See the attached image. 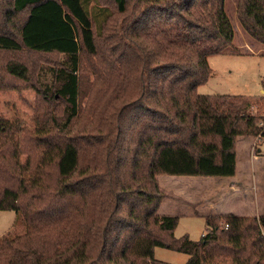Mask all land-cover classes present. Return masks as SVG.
I'll return each mask as SVG.
<instances>
[{
  "label": "trees",
  "instance_id": "trees-1",
  "mask_svg": "<svg viewBox=\"0 0 264 264\" xmlns=\"http://www.w3.org/2000/svg\"><path fill=\"white\" fill-rule=\"evenodd\" d=\"M225 1L9 0L0 54L15 55L0 63V91L14 78L38 98L32 129L0 116V210L22 226L0 237V264H171L156 247L186 264H264V215L209 214L192 240L159 213L171 196L159 175L233 177L236 139H264L253 110L264 95L198 92L209 56L234 40ZM237 16L264 45V0H240ZM39 147L44 180L17 208L19 155Z\"/></svg>",
  "mask_w": 264,
  "mask_h": 264
},
{
  "label": "rangeland",
  "instance_id": "rangeland-1",
  "mask_svg": "<svg viewBox=\"0 0 264 264\" xmlns=\"http://www.w3.org/2000/svg\"><path fill=\"white\" fill-rule=\"evenodd\" d=\"M239 1H225V9L235 31L234 40L232 45L223 53L209 56L208 62L211 68V75L209 80L198 88L200 94L247 95L256 97L264 95V45L253 39L241 27L237 16ZM99 3L107 5L112 9L116 7L114 0H99ZM91 4L93 6L96 5L95 2ZM9 8V0H0V27L2 29H12V17H10ZM18 19L21 21V17H18ZM13 21L16 24L19 22L15 19ZM14 55L9 53L0 54V63L9 60ZM19 55L28 63L47 64V66L52 65L60 59V55L56 53L35 54L23 52ZM11 81L13 82L8 88L0 91V116L11 122H15L18 119L21 121L22 126L32 129L35 124L37 94L27 83L19 82L16 79L14 80V78ZM253 110L255 112L257 110L264 112L263 101ZM235 147L238 156V180L241 181L242 187L237 186V188H233V191L229 189L221 194L222 196H226L224 198L221 196L223 206L219 209H230L229 211L236 214H247L245 216L254 213L250 217H260L264 215V159L257 161L252 155L264 156V139L258 141V138L251 136L238 137ZM47 154L43 147H39L38 149H26L19 155L21 185L17 208L28 206L33 186L44 180L42 169ZM170 177L169 175H159L158 182L171 194L168 197L169 199L166 198L164 201L171 205V202L174 204L178 201L175 200L177 196L173 197L175 195L172 192L174 190V182L171 181ZM176 181L177 183L180 182V180ZM210 185L214 186V181H210ZM216 185H219V183ZM226 185L224 183L220 186L224 189V187H227ZM194 186L195 191L188 188L181 190L183 195L181 199H188L192 206L178 203L177 206L179 207L175 211L181 215L175 229V236L181 237L187 234L192 240H200L207 230L205 217L218 210L215 207H209L211 209L209 210L206 205L209 201H220V195L216 192V197L211 196L205 202L203 200L199 201L201 202L200 204L205 205L204 207L197 205L198 199L202 196H197V193L200 194L197 189L201 187V184L198 183ZM14 228H17V231H21L22 228L18 224L16 211L0 210V237ZM154 256L158 260L171 264H186L189 259V255L186 253L164 247H156Z\"/></svg>",
  "mask_w": 264,
  "mask_h": 264
},
{
  "label": "crops",
  "instance_id": "crops-1",
  "mask_svg": "<svg viewBox=\"0 0 264 264\" xmlns=\"http://www.w3.org/2000/svg\"><path fill=\"white\" fill-rule=\"evenodd\" d=\"M239 27V26H238ZM252 157H254L255 159H257V161H261L262 159H264V156H260V155H255L253 154ZM254 159V160H255ZM238 174H239V170H238V156H237V152H236V173L233 177H208V176H187V175H180V176H174V175H169L171 176L170 178L172 179L171 181L174 182L173 186H174V190L176 189V191H172L175 195L177 196V198H175L176 203L173 204V202L170 203H166L164 202L165 199L161 202L160 207H159V213L162 215H178L180 218L179 213H176V208L179 207L177 206L178 203L180 204H187L192 206L191 202L188 201V199H181V197H183L181 190L183 189H193L195 191V184H201V187L198 188L197 190L200 192V194L197 193V196H201L200 199H198L197 205H202L203 207L205 206L204 204H200L201 202L199 201H206L208 200L211 196L216 197L215 193L218 192L219 199L220 201H209L206 205V207L211 210L209 207H215V209H218L216 211H214L215 213L212 214H235V215H247V214H236L234 212L229 211L230 209H219L223 206V202H221V194L225 193L227 190H232L233 188H237V186H241V181L238 180ZM176 180H180V182L177 183ZM159 181V180H158ZM198 181V182H197ZM210 181H214L215 185L211 186L210 185ZM219 185H216L218 184ZM227 184V187H224V189L220 186L222 184ZM160 184V182H159ZM161 185V184H160ZM163 187V186H162ZM164 188V187H163ZM178 189V191H177ZM214 191V192H213ZM214 193V195H213ZM226 195H223L222 198H224ZM228 196V195H227ZM185 197V196H184ZM169 199V198H167ZM172 199V198H171ZM222 203V204H221ZM206 204V203H205ZM205 207V209H206ZM220 210V211H219ZM254 214V213H253ZM253 214L249 215L252 216Z\"/></svg>",
  "mask_w": 264,
  "mask_h": 264
}]
</instances>
